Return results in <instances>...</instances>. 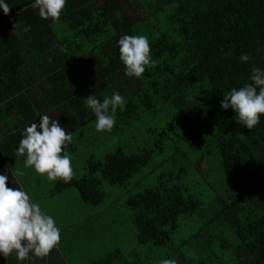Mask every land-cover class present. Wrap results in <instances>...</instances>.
<instances>
[{"label":"trees","instance_id":"1","mask_svg":"<svg viewBox=\"0 0 264 264\" xmlns=\"http://www.w3.org/2000/svg\"><path fill=\"white\" fill-rule=\"evenodd\" d=\"M6 2L10 13L0 9L1 163L25 160L16 156L22 132L44 114L83 135L95 121L84 105L89 95L102 102L119 92L127 101L117 109L119 124L136 119L139 108L155 111L156 101L170 104L179 129L161 130L156 149L125 154L117 148L102 160L90 157L86 173L70 183L55 181L50 196L73 188L85 205H99L102 180L127 187L163 151L166 139L178 138L195 157L126 199L136 243L156 248L144 264H264V115L249 130L232 109L220 107L224 94L250 82L253 67L264 70V0H133V8L128 0H67L56 22L42 19L31 7L34 0ZM123 35L149 38L157 66L140 78L124 74L118 46ZM242 53L251 59L242 62ZM66 150L75 151L73 142ZM210 154L219 161L224 193L199 168ZM189 176L192 186L200 182L207 189L206 196L192 191ZM60 254L56 247L45 258ZM0 258L15 264L45 259L30 254L21 262L14 253ZM115 260L138 264L120 250L90 264Z\"/></svg>","mask_w":264,"mask_h":264},{"label":"rangeland","instance_id":"2","mask_svg":"<svg viewBox=\"0 0 264 264\" xmlns=\"http://www.w3.org/2000/svg\"><path fill=\"white\" fill-rule=\"evenodd\" d=\"M128 1L133 8V0ZM78 63L84 65L87 60ZM170 125L175 126V132L179 129L174 110L170 108V104L161 101L155 102L153 112L139 108L136 119L129 120L126 124L115 123L111 132L97 131L93 121L83 135L79 132L72 133L75 151L71 153V159L75 176L86 173V160L90 157L102 160L106 153L117 148H121L125 154H138L143 149L155 148L159 132ZM176 139H166L163 151L154 154L149 163L128 180L127 187L110 185L102 180L99 188L104 193V199L96 206L82 203L78 192L73 188L50 196L55 181H49L46 175H39L34 169H25L24 161L14 164L13 167L25 172L19 179L24 181L25 189L33 202L39 203L42 210L55 219L61 230V241L57 246L62 253L61 259L53 260V256L50 260L45 258L40 264H90L115 250H120L128 262L147 263L146 256L150 260L152 251L156 248L136 243L135 231L129 221L132 211L126 206V199L139 193L142 188L152 186L162 173L176 169L180 164L190 162L189 158L195 157ZM203 160L205 163L199 165V168L202 167L214 186L221 188L224 193L223 187L226 184L219 161L213 154ZM197 177L201 178V175ZM188 181L192 191L197 190L200 195H207V189L198 180L199 184L193 186L195 179L189 176ZM113 264L120 263L115 260Z\"/></svg>","mask_w":264,"mask_h":264},{"label":"clouds","instance_id":"3","mask_svg":"<svg viewBox=\"0 0 264 264\" xmlns=\"http://www.w3.org/2000/svg\"><path fill=\"white\" fill-rule=\"evenodd\" d=\"M66 3L67 0H34L31 7L38 9L42 19L56 22ZM0 9L5 15L11 11L6 0H0ZM30 30V26L25 29ZM118 46L126 76L140 78L146 69L157 66L146 35H123L118 40ZM61 51H66V46H62ZM240 59L246 63L251 56L242 53ZM248 80L250 82L224 94L220 107L232 109L236 122L251 130L264 115V70L253 67ZM126 103L119 92L105 96L102 102L94 94L84 97V105L94 113L97 131L111 132L116 123L117 109H122ZM72 140V134L61 127L57 119L44 114L38 124L33 122L25 127L16 156L25 157V169H34L37 174L46 175L49 181L70 183L75 173L71 154L66 149ZM10 171L16 178L25 175L16 167L10 168ZM8 180V175L0 174V255L6 259L14 253L21 262L28 260L30 254L43 259L59 245L61 230L55 219L43 211L39 203L33 202L22 187H8ZM159 264H177V261L161 259Z\"/></svg>","mask_w":264,"mask_h":264},{"label":"crops","instance_id":"4","mask_svg":"<svg viewBox=\"0 0 264 264\" xmlns=\"http://www.w3.org/2000/svg\"><path fill=\"white\" fill-rule=\"evenodd\" d=\"M3 161V159H1L0 161V174H5V175H8L9 176V180L7 182L8 184V187H22L25 191V185H24V181L19 179V178H16V177H13L12 174H11V171H10V168H13V165H9V163L5 164V163H1ZM22 161L24 160H21L20 162L18 163H21ZM5 162H7V160L5 159ZM27 192V191H26ZM28 193V192H27ZM29 194V193H28ZM30 195V194H29ZM31 197V196H30ZM32 198V197H31ZM2 256V255H0ZM1 259V258H0ZM9 259V258H8ZM6 259V260H8ZM6 260H0V264H15V263H12V262H8ZM60 264V263H59Z\"/></svg>","mask_w":264,"mask_h":264}]
</instances>
